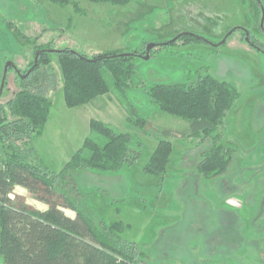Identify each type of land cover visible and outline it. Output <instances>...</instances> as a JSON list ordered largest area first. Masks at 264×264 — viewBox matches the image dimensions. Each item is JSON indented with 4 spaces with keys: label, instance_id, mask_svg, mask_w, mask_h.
<instances>
[{
    "label": "rangeland",
    "instance_id": "obj_1",
    "mask_svg": "<svg viewBox=\"0 0 264 264\" xmlns=\"http://www.w3.org/2000/svg\"><path fill=\"white\" fill-rule=\"evenodd\" d=\"M75 1L78 9L72 3L50 0H0V83L6 63L15 65L7 69L2 103L21 84L18 72L27 70L34 51L50 49L41 57L38 87L52 106L42 134L30 142L35 153L29 151V144L19 141L20 147L58 173L87 136L103 142L100 134L91 132V120L127 133L136 156L132 164L113 171L71 169L52 182L53 188L98 227L120 223L122 231L115 233L153 251L154 263L260 264L259 258H264V52L249 47L239 30L224 44H213L235 27L264 44V0H258L260 4L257 0H130L124 6ZM184 31L209 42L180 40L154 46L149 57H143L149 43H165ZM63 49L87 57L133 53V73L120 90L103 68L109 91L89 103L67 107L57 52ZM206 74L230 83L239 97L209 137L198 133L181 138L178 132L187 121L162 113L148 89L157 83H190ZM36 78L35 71L27 80L33 83ZM129 107L136 113L130 117ZM136 118L153 128L136 124ZM162 128H170L173 136L159 134ZM213 137L229 156V165L206 178L197 165L202 151L214 145ZM161 140L172 145L165 171L147 173L144 165ZM9 194L13 204L47 209L45 202L25 195L17 185ZM60 208L75 215L70 208Z\"/></svg>",
    "mask_w": 264,
    "mask_h": 264
},
{
    "label": "trees",
    "instance_id": "obj_2",
    "mask_svg": "<svg viewBox=\"0 0 264 264\" xmlns=\"http://www.w3.org/2000/svg\"><path fill=\"white\" fill-rule=\"evenodd\" d=\"M50 1L60 5L72 3L74 8L78 9L75 0ZM87 1L124 6L130 0ZM236 30L241 32L243 40L249 47L264 52V44L241 27H235L227 32L225 40L216 46L224 44ZM245 36L248 37V41L245 40ZM180 40L209 42L200 35L184 31L173 42L157 43L154 46L171 45ZM39 49L42 51L37 56L36 65L31 68L33 59L27 70L21 73L25 74L31 68L28 74L25 77L18 74L21 84L12 91L5 103L1 102L2 92L0 94V141L4 149V161L3 164L0 163L2 263L159 264L150 259L153 251L145 250L135 242L125 241L115 233L122 231L120 223L100 224L98 227L90 215L77 209L68 197L58 193L52 186V182L63 179L71 169L91 167L113 171L132 164L136 156L129 146L131 140L129 134L116 131L114 127L104 122L91 120L89 123L91 132L100 134L103 142L99 143L87 136L81 147L71 155L58 173L49 170L40 161L34 160L35 158L29 157L20 147V142H24L29 144V151L35 153L30 142L33 137L42 134L52 106V100L45 96L41 87H38L39 76L42 74L39 73V64L41 57L48 52ZM57 52L63 79V98L67 107L89 103L109 91L108 82L102 74L103 68L110 72L114 86L120 90L133 73L134 67L130 62V58L135 56L133 53L109 52L87 57L70 49ZM35 71L37 81L28 82L27 79ZM5 86L6 77L3 90ZM148 95L162 113L187 121V127L178 132L182 137L198 133L209 137L239 97L237 90L230 83L209 74L198 75L190 83L153 84L148 89ZM129 111H132L129 112V117L136 114L134 108L129 107ZM135 123L143 128H153L150 122L141 118H136ZM158 133L164 137H171L174 134L170 128H162ZM217 141L218 138L213 137L214 145L202 151V157L197 165L198 171L206 178L224 172L229 165V156L222 153ZM171 152L170 142L159 141L144 165V171L150 174L163 173ZM36 156L35 154L34 157ZM13 185L26 188L28 192L45 202L47 209L38 211L25 204H13L9 200V192ZM60 207L74 210L75 215L68 216ZM259 260L260 264H264V258L261 257Z\"/></svg>",
    "mask_w": 264,
    "mask_h": 264
},
{
    "label": "water",
    "instance_id": "obj_3",
    "mask_svg": "<svg viewBox=\"0 0 264 264\" xmlns=\"http://www.w3.org/2000/svg\"><path fill=\"white\" fill-rule=\"evenodd\" d=\"M259 3H260V2H259ZM229 32H230V31H229ZM229 32H228V33H229ZM179 35H180V33L177 34L176 36H174L173 38H171L169 41L165 42V44H167L168 42H173V41H174ZM226 36H227V35H225V36L223 37V39H222L221 41H219L218 43H222V42L225 40ZM245 40L248 41V37H247V36H246ZM218 43L213 44V45L216 46ZM156 44H157V43H149V44L146 46V48H145V54L143 55L144 58H148V57H149V50H150L152 47H154V45H156ZM45 50L50 51V49H45ZM41 51H42V50H40V49H38V50L35 51V54H34V63H33V65H32L31 68H33V67L36 65L37 56H38V54H39ZM122 54H127V53H122ZM8 67H15V65H14V63L11 62V61H8V62L6 63V65H5V67H4V71H3V75H2L1 83H0V94H1V92H2V90H3L4 80H5V77H6V73H7V69H8ZM31 68H30V69H31ZM30 69H29L25 74H21L20 72H18V73H19V75H20L21 77H25V76L28 74V72L30 71Z\"/></svg>",
    "mask_w": 264,
    "mask_h": 264
},
{
    "label": "crops",
    "instance_id": "obj_4",
    "mask_svg": "<svg viewBox=\"0 0 264 264\" xmlns=\"http://www.w3.org/2000/svg\"><path fill=\"white\" fill-rule=\"evenodd\" d=\"M179 137L184 138V137H182V136H179ZM17 186H18V185H17ZM18 187H21V188L24 190L25 195H27V196H31V197H34V198H36L37 200H39L34 194L28 192L26 188H24V187H22V186H18ZM9 200H10V201H13V198H12V196H11L10 194H9ZM71 217H72V216H71Z\"/></svg>",
    "mask_w": 264,
    "mask_h": 264
},
{
    "label": "flooded vegetation",
    "instance_id": "obj_5",
    "mask_svg": "<svg viewBox=\"0 0 264 264\" xmlns=\"http://www.w3.org/2000/svg\"><path fill=\"white\" fill-rule=\"evenodd\" d=\"M257 2H258V4H260L258 0H257ZM245 38H246V36H245ZM263 49H264V48H263ZM259 52H260V51H259ZM261 53H263V52L261 51Z\"/></svg>",
    "mask_w": 264,
    "mask_h": 264
}]
</instances>
